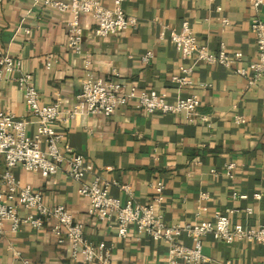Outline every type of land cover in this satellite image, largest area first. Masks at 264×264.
Masks as SVG:
<instances>
[{"label": "crops", "instance_id": "0c3cea01", "mask_svg": "<svg viewBox=\"0 0 264 264\" xmlns=\"http://www.w3.org/2000/svg\"><path fill=\"white\" fill-rule=\"evenodd\" d=\"M123 6L137 22L108 36L96 35V20L80 13L83 34L81 50L76 51L69 43L73 12L42 7L34 0H0V54L21 58L41 102L60 99L64 108L76 105L82 80L89 74L165 94L170 100L198 93L199 114L193 120L184 112H150L130 103L120 105L111 116L77 114L56 126L93 165L84 182L96 177L108 180L110 192L123 201L130 195L120 185L129 184L140 203L154 201L157 183H164L163 199L154 203L168 225L212 219L217 210L228 212L232 222L264 224V77L251 84L231 67L198 62L194 55L183 57L171 38V29L179 30L188 21L210 49L217 51L224 42L230 51H242L237 64L246 66L258 56L252 20L257 15L264 18V2L125 0ZM149 50L154 54L145 62L143 55ZM185 66L193 68L192 82L180 86L175 76ZM19 75L16 70L0 80V109L33 121L28 127L33 132L37 118L26 107ZM239 116L245 120L238 121ZM5 169L0 154V192L6 189ZM13 172L22 183L41 191L47 204H65L84 223L89 241L111 245L115 264H264V243L229 242L212 234L203 237L209 261L172 262L167 241L139 235L134 227L121 237L116 216L101 220L89 214V199L78 191L79 182L66 167L49 177L20 165ZM53 225L54 220L41 228L22 224L15 230L6 223L0 263L21 264L25 258L45 264H85L82 256L72 255L68 240L59 241ZM179 240L194 243L187 234Z\"/></svg>", "mask_w": 264, "mask_h": 264}, {"label": "built area", "instance_id": "2783aa9c", "mask_svg": "<svg viewBox=\"0 0 264 264\" xmlns=\"http://www.w3.org/2000/svg\"><path fill=\"white\" fill-rule=\"evenodd\" d=\"M125 0H112L111 5L102 0H34L36 5L50 7L57 11H71L74 18L69 22V43L76 50H81L83 27L79 14L89 13L96 20L95 34L108 36L123 31L135 24L136 18L129 15L124 6ZM264 0H253L254 5ZM227 21V19H224ZM258 46L257 59L246 66L238 65L242 51H230L222 42L217 51L202 43L192 31L188 21L182 27L171 29V38L183 57L194 55L196 61L208 64H220L234 69L236 73L246 76L251 84H258L264 77V18L255 16L252 20ZM27 31H30L27 28ZM149 50L143 55V60L149 62L153 57ZM90 61H87V65ZM52 59L47 60L51 67ZM20 71L18 77L20 88L24 92L27 109L36 116V129L29 132V124L33 121L27 117H18L11 111L0 109V154L4 155L6 169L2 174L6 185L0 192V238L5 235V225L10 222L13 229L22 224H30L41 228L54 220L52 227L60 242L69 241L73 256H82L85 264L99 262L115 264L112 246L105 241L93 243L88 240L83 222L75 219L73 213L65 204L49 205L45 202L41 191L30 183H22L13 172L15 166L28 170H38L45 177L56 174L66 167L68 174L79 182L78 191L89 199V214L101 220L118 218V234L126 237L131 227L140 235H151L155 239L167 241L172 262L182 260L186 263L206 262L210 257L203 251V237L212 234L226 241L243 239L264 243V224L257 226L240 222H232L228 212L217 210L212 219H199L185 224L168 225L163 213L155 208L154 201L163 199L164 183L156 185L157 195L154 201L148 203L136 202L131 186H120L129 193V198L123 201L110 192L111 182L99 181L96 177L91 182L83 178L93 172V165L87 162L85 155L77 151L64 140V133L57 128V122L67 120L77 114L98 113L111 116L120 105L135 104L139 108L154 112L181 113L184 112L193 120L198 116L200 97L198 93L170 100L165 94H158L136 85H125L114 78L95 77L91 74L82 80L78 102L72 108H64L60 99L51 103L40 100V92L33 81V75L23 69V60L10 53L0 54V80L13 71ZM191 66L182 67V74L175 76L180 86L192 82ZM205 118V116H202ZM238 121H244L239 116ZM234 165L230 164L229 169ZM244 196V195H241ZM25 210L26 212H22ZM187 234L193 239V245L180 242L179 237ZM2 264V263H0ZM3 264H18L12 260ZM21 264H45L31 259H23Z\"/></svg>", "mask_w": 264, "mask_h": 264}]
</instances>
